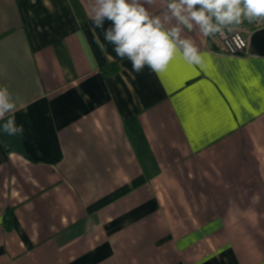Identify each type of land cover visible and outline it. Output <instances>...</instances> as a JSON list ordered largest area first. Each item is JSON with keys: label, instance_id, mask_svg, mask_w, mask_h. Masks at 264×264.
<instances>
[{"label": "crops", "instance_id": "obj_1", "mask_svg": "<svg viewBox=\"0 0 264 264\" xmlns=\"http://www.w3.org/2000/svg\"><path fill=\"white\" fill-rule=\"evenodd\" d=\"M78 2L84 20L72 0H0L24 129L0 120V264H264V27L248 55L193 32L202 64L136 73Z\"/></svg>", "mask_w": 264, "mask_h": 264}, {"label": "clouds", "instance_id": "obj_2", "mask_svg": "<svg viewBox=\"0 0 264 264\" xmlns=\"http://www.w3.org/2000/svg\"><path fill=\"white\" fill-rule=\"evenodd\" d=\"M158 0H90L92 31L101 29L104 40L95 36L101 53L107 45L120 59L132 64L139 73L145 66L160 74L177 55L189 64L200 65L203 56L200 47L188 33L198 32L205 38L231 32L245 21L264 22V0H159V12L150 11ZM147 6V7H146ZM108 22L110 26L105 27ZM16 99L6 85H0V120L8 135L22 134L14 113Z\"/></svg>", "mask_w": 264, "mask_h": 264}, {"label": "trees", "instance_id": "obj_3", "mask_svg": "<svg viewBox=\"0 0 264 264\" xmlns=\"http://www.w3.org/2000/svg\"><path fill=\"white\" fill-rule=\"evenodd\" d=\"M72 4L76 10V12L79 14L81 20H84L85 19V16H84V13H83V9L81 7V5L79 4L78 0H72ZM240 26H243V27H246L248 29L249 32L259 28V27H264V22H253V23H248L247 21H245L243 23V25H240ZM246 36V35H245ZM209 40L211 43H214L213 44V48L217 51H220V47L219 46H216V41H217V35L215 37H209ZM216 40V41H215ZM221 52V51H220ZM105 68L106 67H102V70L105 71ZM103 71V72H104ZM128 127H127V130H128V134L130 136V139L132 141V143L134 144V146L136 147V151L138 153V156L140 158V161L143 165V168H144V172L145 174L147 175V178H151L153 175H156L159 173V169L156 167L155 165V168L153 170V172H151L149 170V163H147V159H148V149L146 148H143L142 147V133L140 132V130L138 131H134L135 129V125H137V119H133L131 121H128ZM134 123V124H133ZM133 124V126H132ZM12 214V211L8 212L6 214V220H9V216Z\"/></svg>", "mask_w": 264, "mask_h": 264}, {"label": "built area", "instance_id": "obj_4", "mask_svg": "<svg viewBox=\"0 0 264 264\" xmlns=\"http://www.w3.org/2000/svg\"><path fill=\"white\" fill-rule=\"evenodd\" d=\"M217 37L221 52L232 56L248 55V40L242 32L225 31L224 34H217Z\"/></svg>", "mask_w": 264, "mask_h": 264}, {"label": "rangeland", "instance_id": "obj_5", "mask_svg": "<svg viewBox=\"0 0 264 264\" xmlns=\"http://www.w3.org/2000/svg\"><path fill=\"white\" fill-rule=\"evenodd\" d=\"M243 25V24H241ZM236 31H240L242 32L244 35H247L249 33L248 29L246 27L243 26H238L236 29H234ZM217 41H219L218 37H217Z\"/></svg>", "mask_w": 264, "mask_h": 264}]
</instances>
